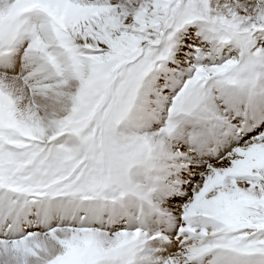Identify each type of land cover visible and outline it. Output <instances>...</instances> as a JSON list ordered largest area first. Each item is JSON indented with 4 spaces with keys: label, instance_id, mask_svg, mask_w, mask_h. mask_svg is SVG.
Returning a JSON list of instances; mask_svg holds the SVG:
<instances>
[{
    "label": "snow or ice",
    "instance_id": "6c2138e0",
    "mask_svg": "<svg viewBox=\"0 0 264 264\" xmlns=\"http://www.w3.org/2000/svg\"><path fill=\"white\" fill-rule=\"evenodd\" d=\"M0 264H264V0H0Z\"/></svg>",
    "mask_w": 264,
    "mask_h": 264
}]
</instances>
